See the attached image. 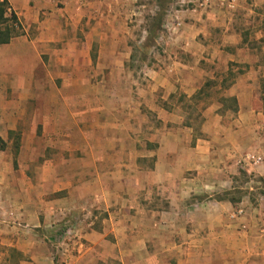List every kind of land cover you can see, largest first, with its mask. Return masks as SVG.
<instances>
[{"label": "crops", "instance_id": "0c3cea01", "mask_svg": "<svg viewBox=\"0 0 264 264\" xmlns=\"http://www.w3.org/2000/svg\"><path fill=\"white\" fill-rule=\"evenodd\" d=\"M5 1L6 14L15 16L20 34L0 45V105L5 73L12 78L11 87L22 86L23 96L61 99L33 107V115L42 120H31L32 135L41 127V141L52 147L37 168L38 182L29 177L28 162L26 172L0 170V196L16 193L11 204L28 226L0 221V264H264V201L243 206L244 214L232 218L242 203L215 198L232 191L239 175L264 191V62L248 57L238 46L239 36L224 23L229 7L243 1L208 0L219 9L169 11L168 32L179 33L171 40L174 49L189 52L192 61L181 60V52L168 56L134 102L131 73L125 68L131 47L120 34L129 31L124 20L137 17L143 5L131 7L135 0ZM252 2L250 6L264 0ZM201 16L204 23L196 28L183 20L185 33L178 36L179 18ZM197 32L203 36L201 46L190 42ZM231 35L235 54L226 51ZM45 60L65 67L58 89L51 73L39 77L35 71ZM231 63L246 67L235 69L223 86ZM103 66L110 67L108 73ZM99 80L122 81L121 91H110L113 99L121 95L122 102L109 124L86 125L83 119L93 109L84 106L83 97L98 94V88L81 86ZM212 81L217 84L213 94L203 92ZM180 96L196 101L191 105L200 112L198 122L180 115ZM227 101L230 107L224 106ZM146 109L155 114L153 125ZM7 126L14 129L15 121ZM147 130V137L131 136ZM245 152L262 161L244 163ZM38 190L39 200L33 196ZM36 208L50 224L85 217L75 225L77 243L65 257L54 259L52 235L29 230L35 224L27 218Z\"/></svg>", "mask_w": 264, "mask_h": 264}, {"label": "rangeland", "instance_id": "374dc122", "mask_svg": "<svg viewBox=\"0 0 264 264\" xmlns=\"http://www.w3.org/2000/svg\"><path fill=\"white\" fill-rule=\"evenodd\" d=\"M213 1L219 3V0ZM242 1L243 2L241 4L237 3L235 9H228V11H230L228 13L230 14H225L224 18L226 20L224 21V23H229L235 34L239 36L241 43H239L238 46L241 45L243 47L242 48L240 46L243 52L246 51V53L249 55L248 57L254 55L256 57V60H261L262 62H264V2L250 6V4L253 3L252 0ZM212 3L210 5L209 3H207L205 6H200L201 0H135L131 2V7L138 5L144 6L143 9L141 8L142 12L139 15H136L137 17H131V19L127 18L126 20H124L125 24L129 28V31L127 33L125 32L123 34H120V36L122 35V37L125 39V42L128 43V45L131 47L130 61L125 65V68L126 71H129L131 73L129 86L130 93L132 95V102L137 99L138 92L145 84L146 80H149V75L151 76V74L155 71L157 72L162 69L163 61L167 60L168 56L172 59L173 55L176 56V52H181L179 53V57L181 60H184L185 58L188 62L192 61V55H190L189 52L182 51L181 49H174L175 43H173L171 40H173V36L175 38V36L179 33L175 32L174 35H170V33L168 32L171 21L168 20L167 13L169 11L175 10L176 12H180L181 14H188L192 13V9H196L197 11L198 9L203 8L207 10L213 9V7L216 6H214V4ZM218 6L220 5L218 4ZM220 8L224 9L221 6ZM248 8L251 10L246 11L245 9ZM216 9L219 8L216 7ZM255 12H257V15L254 16L253 14ZM203 19L204 18L202 16L200 20L191 19L190 17L184 19L179 18L181 24L177 31H180L181 34L178 36L183 35L182 32L185 33L186 26H182L183 20H185L184 23L188 26L190 25L192 27H197L204 23ZM170 20H178V18L172 17ZM192 23L196 24L193 25ZM206 23L207 22H205V24ZM211 28L215 29L217 28V26L212 25ZM234 32H232V35H235ZM232 35L229 36V40L231 41V43L229 44L231 45H229L230 47H227L228 49H226V51L228 53L235 54L234 47H232V42L234 41L235 37ZM203 41L204 40L201 32H197V34H195L192 39L190 38L191 43L196 42L200 46L202 45ZM187 46L188 48L191 47V45ZM172 48L174 49L173 51H175L174 54H171ZM243 55H245V53L241 54V56ZM200 62L203 64V61ZM44 63V66H36L35 71H38L40 73L39 77L43 76V74H45L46 72L51 73L53 80L54 78H56V80H54V85L55 88L58 89L61 84L59 75L60 72L65 71V67L62 65L53 64L47 65L46 60L44 61ZM205 66L206 65L202 67ZM241 67H246V65L240 66L238 64L234 65L233 63L228 64V70L226 73L229 76L227 75L222 85L227 86L231 77H233V74L236 72L235 69H237V71H240ZM109 68L107 66H103V72L108 73ZM215 72H219V69L215 70ZM4 76L6 81H3L4 95L1 98L2 105H0L1 109L3 110V114L0 117V134L3 139H1L3 142V149L0 150V170L6 171L12 169L13 171H18L21 169L22 171L26 172V169L23 168H25L29 163V167H26L27 172H30L29 177H33L32 179L36 180L35 183H37V168L41 165L47 153H52V147L46 146L44 142L41 141V127L35 128L34 135H32L33 129H30L29 125L32 124V121L34 123H38V121L42 120L41 115L38 116L37 113L33 115V107H35L36 109H42L41 107L43 104H45V106L46 104L53 105L61 98L54 95H51L48 98L41 95L23 96L22 86H20V88L11 87L10 85L12 82V78L10 77V74L5 73ZM43 81H39L40 85H42V88L46 89L44 83L46 81ZM214 83L213 81L212 83L207 82L206 85H204L203 92L209 91V93L211 92V94H213L212 92L217 87L216 82ZM95 87L98 88V94H95L93 97H83L82 102L84 103V106H88L89 109H93L92 111H90L91 116H85L83 122L86 125L93 126L96 122L99 124H109L112 121V117L116 114V104L122 102L121 95L113 99L112 95H110V91H112L113 89H117V87H119L118 90L121 91L122 81L99 80L97 82V85L94 81H88V83H83V85L81 86V88L84 90H90L91 88L94 89ZM176 101L177 104L180 105V115H184L186 118L194 119L196 122H198V120L200 119V112H196L195 108L191 105L192 103H194V100H188L180 96L176 98ZM226 105L230 107V102L227 101L224 106L227 107ZM131 113V122H134V127L136 128V114H134L133 112ZM145 115L147 117L149 125H153L157 120L155 119V114L148 111L147 109L145 111ZM2 117L4 119L3 121H1ZM13 121H15V128L11 130L7 129L6 126L10 125V123H12ZM195 131L197 133L198 130L196 129ZM149 132L150 131L148 130L144 134H137L132 132L131 136L137 138L138 135L139 137H147ZM31 137L33 141L30 142ZM246 153L247 152H245L244 154L251 155L250 152L248 154ZM31 159L33 162L31 161ZM244 163L247 162L245 161ZM4 195L5 196H2L3 198L0 196V221L8 223L18 222L19 227L28 228V226H26L27 222L20 214V209L17 213V211L13 209L14 203L13 205L11 204V201H13V196H15L16 193L11 194L6 192V194ZM10 195H12V198H9ZM33 196L36 197L37 200H39V197L41 196L40 191H36ZM215 198H226L231 203H242V207L256 206L261 201H264V191L256 189L247 176L239 175L238 177H236V184H234V189L232 191L221 193L220 195L218 194V196H215ZM60 216L61 215H59V217ZM76 217L68 220L66 224L64 223L65 225L60 219L54 221L53 224H50V221L45 223V216L42 213V210L36 208V210L33 212V217L31 219L27 218V220H33L35 224L34 226L29 227V230H31V232H34L38 236H47L48 234H50L54 237L53 239H55V241L52 239V241H49V244L51 249L53 250V256L55 254L54 259L57 260L59 256L58 253L63 247V245H61L60 247H56L58 246L57 241L61 240L65 228L68 226L76 227L75 225L78 221L85 220V217L83 215L79 216L78 218ZM37 222L39 223L38 225L36 224ZM65 242L66 241H64V243Z\"/></svg>", "mask_w": 264, "mask_h": 264}, {"label": "built area", "instance_id": "2783aa9c", "mask_svg": "<svg viewBox=\"0 0 264 264\" xmlns=\"http://www.w3.org/2000/svg\"><path fill=\"white\" fill-rule=\"evenodd\" d=\"M201 2H203L200 4V6H205L208 3V0H201ZM232 7H229V9H231ZM247 162V163H251V164H259L262 159L259 156H254V155H245L243 162ZM244 214V208L239 205L230 215V217L232 218H237L240 217ZM76 234H75V228L73 226H68L65 228L63 236L61 238V240L57 241L58 246L56 247H60L61 245H63V247L61 248V250L59 251V256H61V258L65 257V254H68L69 249L72 245H74L76 242ZM64 241H66L64 243ZM62 243V244H61ZM60 258V257H59Z\"/></svg>", "mask_w": 264, "mask_h": 264}, {"label": "trees", "instance_id": "16d2710c", "mask_svg": "<svg viewBox=\"0 0 264 264\" xmlns=\"http://www.w3.org/2000/svg\"><path fill=\"white\" fill-rule=\"evenodd\" d=\"M6 1L0 0V45L7 44L8 41L20 34L19 26L12 13L6 14ZM3 149V142L0 139V150Z\"/></svg>", "mask_w": 264, "mask_h": 264}]
</instances>
